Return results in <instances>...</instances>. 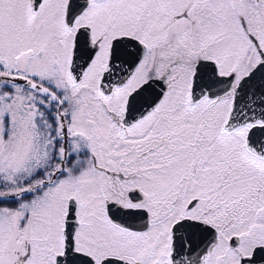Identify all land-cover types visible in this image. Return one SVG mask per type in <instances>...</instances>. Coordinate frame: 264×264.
<instances>
[{"label":"snow or ice","instance_id":"obj_1","mask_svg":"<svg viewBox=\"0 0 264 264\" xmlns=\"http://www.w3.org/2000/svg\"><path fill=\"white\" fill-rule=\"evenodd\" d=\"M0 264H264V0H0Z\"/></svg>","mask_w":264,"mask_h":264}]
</instances>
